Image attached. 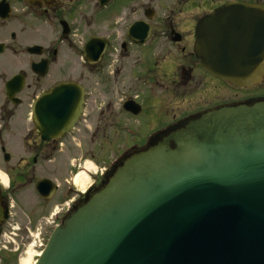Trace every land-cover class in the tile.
<instances>
[{"label": "flooded vegetation", "instance_id": "flooded-vegetation-1", "mask_svg": "<svg viewBox=\"0 0 264 264\" xmlns=\"http://www.w3.org/2000/svg\"><path fill=\"white\" fill-rule=\"evenodd\" d=\"M230 2L261 1L0 0V237L11 239L0 252L35 237L43 250L124 159L165 145L172 128L264 99V81L235 86L195 54L201 20Z\"/></svg>", "mask_w": 264, "mask_h": 264}, {"label": "water", "instance_id": "water-1", "mask_svg": "<svg viewBox=\"0 0 264 264\" xmlns=\"http://www.w3.org/2000/svg\"><path fill=\"white\" fill-rule=\"evenodd\" d=\"M195 54L211 74L258 86L264 5L230 2L203 18ZM169 132L165 145L122 161L35 264H264V99Z\"/></svg>", "mask_w": 264, "mask_h": 264}, {"label": "rangeland", "instance_id": "rangeland-1", "mask_svg": "<svg viewBox=\"0 0 264 264\" xmlns=\"http://www.w3.org/2000/svg\"><path fill=\"white\" fill-rule=\"evenodd\" d=\"M259 3L261 4H264V0H257ZM261 89L264 90V86H261ZM168 112V110H167ZM169 114V112H168ZM148 121H149V118L148 117H144L142 122H143V126H142V129H145L146 125L148 124ZM88 162L92 163L91 160L88 159ZM7 228V227H6ZM4 238V237H3ZM0 237V240L3 239ZM7 240H10L11 239L9 237H5ZM4 238V240H5ZM19 242V241H18ZM40 243H44L45 244V241L42 239V237L40 238H33V242L30 246H27L25 247L23 250L19 251V254L15 255L13 253H11L10 251H8L7 249H2V252H0V264H22L24 260L28 259L30 257V249L33 250V254L31 256L32 258V262H36L37 259H38V256L37 254L38 253H41V248H40ZM12 243L9 244V248H10V245ZM17 248H18V245H17ZM21 248V246H20ZM3 257H5L6 260L3 259Z\"/></svg>", "mask_w": 264, "mask_h": 264}, {"label": "bare ground", "instance_id": "bare-ground-1", "mask_svg": "<svg viewBox=\"0 0 264 264\" xmlns=\"http://www.w3.org/2000/svg\"><path fill=\"white\" fill-rule=\"evenodd\" d=\"M87 166H88V169H92V165L88 164ZM92 170H93V169H92ZM81 179H82V180H86L89 184H90V182H91V181H90V178H89L88 176H84V177H83V175H82V176H80V177L78 178V180H81ZM87 188H88V187H87ZM29 253H30V257H29L28 259L24 260L22 264H35V262H32V258H31L32 254H33V250L30 249ZM40 254H41V253H38L37 256H40Z\"/></svg>", "mask_w": 264, "mask_h": 264}]
</instances>
